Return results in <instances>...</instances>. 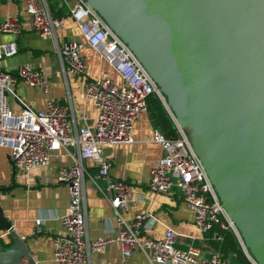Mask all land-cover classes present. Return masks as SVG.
<instances>
[{
  "label": "built area",
  "instance_id": "built-area-1",
  "mask_svg": "<svg viewBox=\"0 0 264 264\" xmlns=\"http://www.w3.org/2000/svg\"><path fill=\"white\" fill-rule=\"evenodd\" d=\"M16 1L24 4L27 28L42 36L55 35V29L62 26L66 17L76 22L82 39L66 38L56 43L55 51L61 70L84 78L81 88L96 109L92 122L81 113L77 124L69 103H60L49 95L43 109L30 108L20 101V111L12 113L6 94L14 92L17 80L44 92H48V80L43 70L32 63H18L12 70L3 68L2 58L10 56L17 48L14 40L0 42V145L8 149L13 170L27 171L33 166L48 165L52 152L58 148H64L70 156V163L59 165L55 176V180L66 187L68 204L58 217L62 231L53 234V259L58 264H89L91 251H98L115 240L120 253L115 264H128V257L134 250L145 253L150 264H229L217 252L203 255L191 244L183 249L175 246V233L170 227H165L161 237L144 234L145 222L154 218L150 211L135 212L129 219L122 216L132 201L134 182L111 177L110 161L102 155L101 149L106 143L132 141L133 122L147 110V95L154 93L174 123L176 136L167 138L152 126L151 138L164 151L148 169L147 188L153 193H163L176 187L200 232L206 233L213 227L230 229L243 250L239 233L225 213L200 159L174 121L164 96L131 50L86 0H70L66 13L60 15L52 13L46 0ZM23 30L18 16H0V33L17 36ZM85 43L115 68L119 81L108 74L86 75V62L79 51ZM84 159L91 161L92 172L85 167ZM86 177L93 183L96 178L106 183L102 193L115 220L109 235L91 237L87 234ZM35 221L42 222L39 217ZM245 253L251 259L246 250ZM21 264H37V260L22 259Z\"/></svg>",
  "mask_w": 264,
  "mask_h": 264
},
{
  "label": "water",
  "instance_id": "water-1",
  "mask_svg": "<svg viewBox=\"0 0 264 264\" xmlns=\"http://www.w3.org/2000/svg\"><path fill=\"white\" fill-rule=\"evenodd\" d=\"M86 2L158 87L243 253L264 264V0ZM0 231V264L32 259L1 205Z\"/></svg>",
  "mask_w": 264,
  "mask_h": 264
},
{
  "label": "crops",
  "instance_id": "crops-1",
  "mask_svg": "<svg viewBox=\"0 0 264 264\" xmlns=\"http://www.w3.org/2000/svg\"><path fill=\"white\" fill-rule=\"evenodd\" d=\"M69 2L70 0H48L51 10L60 14L66 13ZM23 8L21 1L0 0V16H18L24 27L17 36L0 33V42L14 40L17 48L16 52L2 58L1 64L7 70H12L18 63L38 66L47 77L48 92L17 80L13 89L15 94H6L8 107L12 113H17L22 101L30 108L43 109L47 96L51 95L60 103H69L77 124L81 113L86 115L88 122H92L96 109L81 88L84 78L61 70L55 51L57 42L66 38L82 39L76 22L71 17H66L62 26L55 29V35L42 36L27 28ZM79 51L86 62L87 76L108 74L119 81L115 68L103 61L96 50L85 43ZM151 128L149 113L147 110L143 111L133 122V139L130 143H106L101 149L102 155L110 161L111 177L134 182L132 201L122 212V216L129 219L135 212L150 211L154 218L145 222L144 234L161 237L165 227H170L175 233V246L183 249L191 244L203 255L217 252L223 258H229L222 248L218 233L198 230L190 208L183 202L176 187L163 193H153L147 188L148 169L164 151L158 142L152 140ZM0 148L8 159V149L1 145ZM82 162L89 172L93 171L89 159ZM67 163H70V156L64 148H58L52 152L48 165L33 166L27 171H20L13 170L9 162V170L4 175L0 174V184L11 185L9 189L0 191V205L4 216L10 220L14 232L24 237V244L32 258L37 260V264H58L51 255L53 234L62 231L58 217L66 210L68 199L65 185L58 183L55 176L58 166ZM85 180L87 234L91 237L109 235L113 232L115 220L109 202L102 193L106 183L100 178L95 179L96 183L87 177ZM37 217L42 220L39 224L35 221ZM2 232L0 231V235ZM3 238L7 240L5 236ZM131 253L128 264H150L145 253L139 250ZM90 254L89 264H115L120 258L119 244L111 240L102 249L91 251Z\"/></svg>",
  "mask_w": 264,
  "mask_h": 264
},
{
  "label": "trees",
  "instance_id": "trees-1",
  "mask_svg": "<svg viewBox=\"0 0 264 264\" xmlns=\"http://www.w3.org/2000/svg\"><path fill=\"white\" fill-rule=\"evenodd\" d=\"M48 6L51 10L52 8L49 3ZM52 13L60 15V13L54 10H52ZM146 104L152 126L156 127L165 137L174 138L176 136L174 123L169 117L164 104H162L157 95L154 93L148 94L146 97ZM207 232L218 233L221 236V245L229 255L228 262L230 264H251V260L245 256L239 241L230 229L213 227V229Z\"/></svg>",
  "mask_w": 264,
  "mask_h": 264
},
{
  "label": "rangeland",
  "instance_id": "rangeland-1",
  "mask_svg": "<svg viewBox=\"0 0 264 264\" xmlns=\"http://www.w3.org/2000/svg\"><path fill=\"white\" fill-rule=\"evenodd\" d=\"M9 166H10V164L8 162V159L5 155V153L3 152V149L0 148V174L4 175L6 173V171L9 170ZM226 259L229 261V258H226Z\"/></svg>",
  "mask_w": 264,
  "mask_h": 264
}]
</instances>
